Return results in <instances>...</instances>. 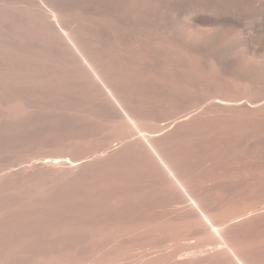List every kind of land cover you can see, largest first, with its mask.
I'll use <instances>...</instances> for the list:
<instances>
[{
  "label": "bare ground",
  "instance_id": "bare-ground-1",
  "mask_svg": "<svg viewBox=\"0 0 264 264\" xmlns=\"http://www.w3.org/2000/svg\"><path fill=\"white\" fill-rule=\"evenodd\" d=\"M234 258L264 264V0H0V264Z\"/></svg>",
  "mask_w": 264,
  "mask_h": 264
},
{
  "label": "rangeland",
  "instance_id": "rangeland-1",
  "mask_svg": "<svg viewBox=\"0 0 264 264\" xmlns=\"http://www.w3.org/2000/svg\"><path fill=\"white\" fill-rule=\"evenodd\" d=\"M188 242L191 243V244H195L196 243V240L195 239H193V240L191 239ZM234 260L237 262V264H239L238 258H234Z\"/></svg>",
  "mask_w": 264,
  "mask_h": 264
}]
</instances>
